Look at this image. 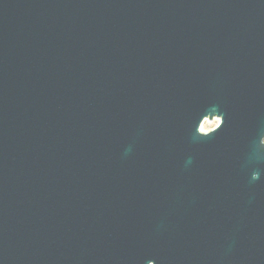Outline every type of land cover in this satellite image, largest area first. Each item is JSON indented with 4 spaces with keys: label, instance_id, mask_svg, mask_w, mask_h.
<instances>
[{
    "label": "water",
    "instance_id": "obj_1",
    "mask_svg": "<svg viewBox=\"0 0 264 264\" xmlns=\"http://www.w3.org/2000/svg\"><path fill=\"white\" fill-rule=\"evenodd\" d=\"M256 58L264 0H0V264H264Z\"/></svg>",
    "mask_w": 264,
    "mask_h": 264
}]
</instances>
